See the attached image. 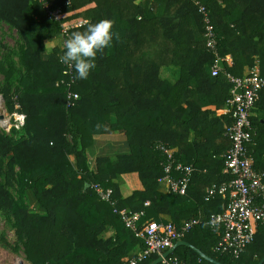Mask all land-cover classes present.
<instances>
[{"label":"trees","instance_id":"trees-1","mask_svg":"<svg viewBox=\"0 0 264 264\" xmlns=\"http://www.w3.org/2000/svg\"><path fill=\"white\" fill-rule=\"evenodd\" d=\"M48 1L61 9L60 21L39 0H0V22L21 38L0 59V91L10 112L26 115L22 128L0 130V212L13 219L12 249L23 248L32 264H130L146 245L114 212L129 209L145 212L140 225L155 220L181 227L201 219L182 240L222 264H259L264 226L236 258L214 250L221 232L207 224L226 205L219 192L206 198L211 187L232 178L223 171L233 117L206 109L228 102L231 83L224 73L211 74L214 56L200 4L210 13L221 55L231 58L226 71L243 77L246 68L258 66L264 76V0ZM105 19L113 22L112 44L98 54L88 79H78L74 70L72 89L80 98L68 108L71 77L59 60L64 46L48 52L46 41L70 27L67 41L88 23ZM168 66L178 68L177 80L163 77ZM263 102L264 90L256 106ZM256 126L250 153L256 169L264 171V134L257 120ZM116 131L126 134L131 151L100 156L92 168L88 147L96 136ZM163 148L177 149L175 158L196 168L185 195L159 190L167 163ZM119 179L132 190L130 197H124ZM96 184L112 190L111 201L100 198ZM29 196L45 213L30 207ZM108 229L115 234L104 237ZM193 247L180 246L171 258L213 264Z\"/></svg>","mask_w":264,"mask_h":264},{"label":"built area","instance_id":"built-area-1","mask_svg":"<svg viewBox=\"0 0 264 264\" xmlns=\"http://www.w3.org/2000/svg\"><path fill=\"white\" fill-rule=\"evenodd\" d=\"M39 1L51 19L60 21L61 9L54 10L53 4L48 0ZM200 10L204 15L206 25V45L214 56L211 63V74L217 77L224 73L231 83L230 98L227 103L233 117V122L226 132L232 144L224 155V172L232 178L219 186L211 187L206 198L209 201L219 192L226 199V205L222 212L213 214L207 224L215 231L221 232L220 242L214 250L222 254H231L237 258L253 243L258 228L264 226V171L256 169L255 159L249 147L253 143V110L264 90V76L258 66L243 77H237L226 71V63L231 62V58L221 55L219 51V38L209 11L201 4ZM69 28L65 27L62 32L65 40L69 36ZM64 74L71 77L67 89V107L72 108L80 98L79 93L72 89L74 69L66 66ZM19 107L16 105L17 109ZM14 116L17 121L16 127L22 128L26 122V115L15 111ZM163 150L167 154V163L164 166L165 175L159 179V182L167 184L169 193L185 195L196 168L193 164L177 160L174 155L175 150L167 148ZM95 189L101 199L111 201L112 190L110 188L96 184ZM149 204L150 202H146L147 206ZM114 212L122 217L127 227L145 241V249H138L131 258L130 264H138L154 254L163 255L176 242L182 240L194 226L202 223L201 219H193L178 227L172 223L150 220L140 225L145 215L144 211L132 212L129 209H115ZM164 264L186 263L178 257L171 258L170 256Z\"/></svg>","mask_w":264,"mask_h":264},{"label":"rangeland","instance_id":"rangeland-1","mask_svg":"<svg viewBox=\"0 0 264 264\" xmlns=\"http://www.w3.org/2000/svg\"><path fill=\"white\" fill-rule=\"evenodd\" d=\"M63 41L64 38L58 36L57 41ZM0 59H3V56L10 49H17L21 43V38L19 33L15 28L10 27L5 22H0ZM18 60V58L16 57ZM177 68L173 66L164 67L162 69V74L166 76L167 73H170L171 76L175 77L177 74ZM175 72V75H174ZM5 82V77L0 73V89ZM0 91V117L3 115L4 118H0V130L6 131L7 133L11 132V129L17 125L16 116L14 112H10L7 108L6 101L2 97ZM28 203L30 207L36 211L35 199H32V196L28 197ZM42 211V207H38ZM17 243V237L15 233V227L13 225V219L6 215L4 212H0V264H20L21 261H24L25 264H32L29 262L23 252V248L19 252H15L12 249V245Z\"/></svg>","mask_w":264,"mask_h":264},{"label":"crops","instance_id":"crops-1","mask_svg":"<svg viewBox=\"0 0 264 264\" xmlns=\"http://www.w3.org/2000/svg\"><path fill=\"white\" fill-rule=\"evenodd\" d=\"M61 37H63L62 34H60ZM58 35V36H60ZM57 37L52 38L50 40L46 41V46L48 49V52L51 51L54 47L56 46H64L66 40L64 38V43L63 41H57ZM174 67V66H173ZM178 70V68H177ZM250 72L249 68H246L245 70V75H247ZM175 75V72H174ZM164 78H168L172 81H175L179 77V70L177 71V74L175 77L171 76L170 73H167L166 76L163 75ZM206 109H210L214 112V116H222V115H229L231 114L229 112L230 106L228 103L222 104V105H212L208 106ZM252 119L255 121V130L258 129V126H256V120L260 122L261 126V132L264 134V102H263V107L258 104L254 110H253V115ZM195 136V133L192 132L191 134V139H193ZM177 151V149H174ZM131 151L127 136L125 133L116 131L111 134H105V135H98L94 138L92 144L88 147V159L91 167L93 168L96 165L97 158L100 156H109L112 158H116L119 155L127 154ZM74 162H76L75 158H72ZM264 159V158H263ZM224 172V171H223ZM119 183L121 186L122 193L124 197H130L132 195V190L127 186V184L122 180L119 179ZM159 190L163 193H168V187L166 183H160ZM39 207V206H38ZM36 207V211L40 213H45V210ZM115 232L113 229H108L103 236L104 237H109L114 235Z\"/></svg>","mask_w":264,"mask_h":264},{"label":"clouds","instance_id":"clouds-1","mask_svg":"<svg viewBox=\"0 0 264 264\" xmlns=\"http://www.w3.org/2000/svg\"><path fill=\"white\" fill-rule=\"evenodd\" d=\"M114 36L111 20L88 23L84 31L71 34L59 54V60L68 68L74 69L78 79L86 80L97 67L98 54L111 46Z\"/></svg>","mask_w":264,"mask_h":264},{"label":"water","instance_id":"water-1","mask_svg":"<svg viewBox=\"0 0 264 264\" xmlns=\"http://www.w3.org/2000/svg\"><path fill=\"white\" fill-rule=\"evenodd\" d=\"M0 118L2 119V118H4V116L2 115ZM88 186L89 185H87V187ZM180 246L193 247L188 241H186V240H180V241L176 242V244L172 248L168 249L163 255L159 256V258H157L156 260L152 261L150 264H162V263H164L172 254L175 253V251L177 250V248L180 247ZM193 248L197 251V253L202 258L206 259L207 261H209V262H211L213 264H222L221 262L217 261L213 257L208 256L202 250H200L198 248H195V247H193ZM20 264H25V262L24 261H21ZM259 264H264V258L260 261Z\"/></svg>","mask_w":264,"mask_h":264}]
</instances>
